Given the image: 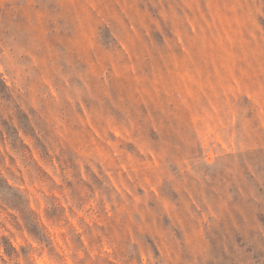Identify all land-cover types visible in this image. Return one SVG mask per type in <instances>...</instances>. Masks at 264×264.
I'll list each match as a JSON object with an SVG mask.
<instances>
[{"label":"rangeland","instance_id":"rangeland-1","mask_svg":"<svg viewBox=\"0 0 264 264\" xmlns=\"http://www.w3.org/2000/svg\"><path fill=\"white\" fill-rule=\"evenodd\" d=\"M0 264H264V0H0Z\"/></svg>","mask_w":264,"mask_h":264}]
</instances>
